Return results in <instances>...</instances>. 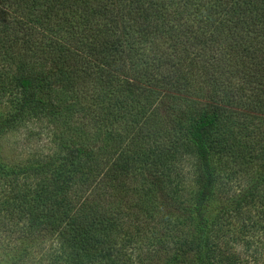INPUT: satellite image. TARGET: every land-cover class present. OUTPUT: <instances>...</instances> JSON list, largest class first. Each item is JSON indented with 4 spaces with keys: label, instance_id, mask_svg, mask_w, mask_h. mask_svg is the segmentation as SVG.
Segmentation results:
<instances>
[{
    "label": "trees",
    "instance_id": "1",
    "mask_svg": "<svg viewBox=\"0 0 264 264\" xmlns=\"http://www.w3.org/2000/svg\"><path fill=\"white\" fill-rule=\"evenodd\" d=\"M3 99L11 111L0 135L38 116L56 146L0 164L13 184L0 227L19 235L3 264H45L48 254L49 264H132L126 249L169 224L172 209L161 211L190 153L198 173L185 261L234 264L215 241L229 211L230 221L252 219L264 246V224L250 214L255 206L264 222V0H0ZM229 154L250 183L212 214L213 156ZM148 201L159 221L142 230L134 221ZM50 236L57 246L36 241Z\"/></svg>",
    "mask_w": 264,
    "mask_h": 264
},
{
    "label": "rangeland",
    "instance_id": "2",
    "mask_svg": "<svg viewBox=\"0 0 264 264\" xmlns=\"http://www.w3.org/2000/svg\"><path fill=\"white\" fill-rule=\"evenodd\" d=\"M197 100L198 102L204 101L203 99ZM10 111L11 107L3 99L0 105V119ZM41 119L38 116L27 117L15 129L1 133L0 164L4 166H20L25 162L35 161L54 152L56 146L50 139L49 135L51 134L45 132L51 124L49 125L47 119L44 121H41ZM45 124L49 125L46 129ZM213 161H215L213 163L215 167V188L211 197V208L212 214H215L217 210L221 212L225 211L224 206L226 205H228L227 208L230 207V196H237L239 190L250 183V174L243 168L238 171L230 170L234 168L230 160V154L228 156L215 155L213 156ZM174 171L171 192L173 199H170L169 202L171 203L166 209L161 211L163 214L168 209H172L169 224L155 228L142 235L133 244L135 249H126L127 253H130L128 260H131L130 263L132 264H188L185 258L189 256L188 249L190 248L189 245H192L193 232L191 230V222L189 219L187 220L186 210L190 205L192 194L197 185L198 173L193 154L190 153L188 156L183 155L176 162ZM35 179L22 178L19 180L18 185L34 182ZM6 180L3 177L0 178V198H3L4 193L8 192V188L13 186L12 183L9 184ZM166 199V196L160 198L162 202ZM153 204L159 205L155 202L149 203L148 201L146 206L148 211L145 213L144 218L134 221L142 230L145 227L157 226L158 224L159 218H154L155 210L152 209ZM243 206L242 203L240 209L242 208L244 211L247 208L245 207V209ZM254 209L255 206L252 208L250 214L256 219L255 221L258 225L264 224L258 213L253 211ZM180 212L184 217V226L182 230H174L171 225L175 222V216L180 214ZM221 215L219 216H221V222L224 223V226L219 229L217 233L218 237L215 238L216 244L220 247L219 251L227 256V260L230 263L264 264V246L261 247L258 241L261 237H258L259 233L252 236L251 230H248V224L252 222V219H247L246 216H244V219L234 216L230 221V211L228 214ZM7 223L10 224L9 221ZM262 238L264 239V234H262ZM17 240H19L18 232L10 235L5 232L4 228L0 227V264L9 262V251L16 248ZM36 241L38 244L44 246L49 243L52 245L51 247L57 246L54 236ZM11 252L15 253L16 249ZM52 256L53 254H48L46 257L43 256L45 264L51 263ZM180 257L182 259L181 262L178 259H174ZM27 262L30 263L29 260ZM123 262V264H129L128 261H125V256Z\"/></svg>",
    "mask_w": 264,
    "mask_h": 264
}]
</instances>
